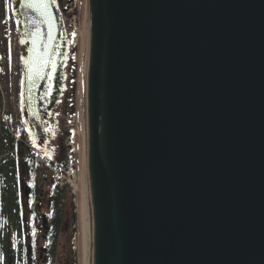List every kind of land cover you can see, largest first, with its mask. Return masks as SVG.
Masks as SVG:
<instances>
[{"label": "water", "instance_id": "1", "mask_svg": "<svg viewBox=\"0 0 264 264\" xmlns=\"http://www.w3.org/2000/svg\"><path fill=\"white\" fill-rule=\"evenodd\" d=\"M13 1L25 113L48 127L63 21ZM88 6L91 264H264V0Z\"/></svg>", "mask_w": 264, "mask_h": 264}, {"label": "flooded vegetation", "instance_id": "2", "mask_svg": "<svg viewBox=\"0 0 264 264\" xmlns=\"http://www.w3.org/2000/svg\"><path fill=\"white\" fill-rule=\"evenodd\" d=\"M3 10L0 20L10 16L12 8L6 10L3 7ZM14 17V29L21 41L22 50L19 54L22 65L16 70L17 81L13 79L14 88L9 91L7 85H4L0 95V264H53L50 244L51 216L55 210L57 170L64 162L61 147L58 155L56 151L60 134L57 110L62 104L64 90L57 104L50 97L52 105L48 127L34 125L39 116L33 118L31 124L25 113L27 106L24 99L23 37L18 18L16 15ZM0 34V56L5 57L9 41L1 27ZM16 47L18 46L15 49ZM4 71L7 72L6 62ZM6 75L8 80L10 73ZM62 80L64 84V72ZM37 103H40L39 95ZM47 104L46 102L45 106ZM49 182L52 184L47 202L49 216L44 215L46 218L44 217L43 223L46 245L39 247L36 239L38 221L40 215H43L47 193L41 188Z\"/></svg>", "mask_w": 264, "mask_h": 264}, {"label": "rangeland", "instance_id": "3", "mask_svg": "<svg viewBox=\"0 0 264 264\" xmlns=\"http://www.w3.org/2000/svg\"><path fill=\"white\" fill-rule=\"evenodd\" d=\"M88 1L89 0H56L57 7L63 21V30L65 41L67 43L64 95L62 104L57 110L60 117V134L59 138H57L56 145L57 155L60 147L61 153L64 155L70 143H75L76 148L74 150L75 158L70 159L68 169L66 165H63L64 167L62 166L60 169H64L65 171L57 172V178L60 179L61 184L62 181H64L65 184L63 186L60 184L61 188L57 187V189L61 192V205L59 207L61 219L57 231L56 248L55 250L51 248V257L55 258L53 264H86L85 221L82 211L84 209V196L86 188L84 174L85 130L83 125V96L87 53ZM12 5L13 0H0V13L4 11L3 7L8 10V8H12ZM12 16H14V13ZM16 35L17 41H19L20 36L17 32ZM15 51H18V57L19 46L16 47ZM72 57L76 58L72 61ZM16 62L17 58L14 61L12 70L10 69V71H8L7 69V72H2L0 77L1 89L4 85H7L9 91H11L13 88V79L17 81ZM7 73H10V78H8V80H6L7 75L5 76ZM10 79H12V81ZM56 159L58 160V156ZM41 189L45 190L47 193L44 211L42 212L43 215H40V219L38 221L39 228L36 239H38L39 247L46 245L44 240L46 233L44 231L45 229L43 223L46 218L44 215L49 216L47 202L52 189V184L49 182L43 185ZM51 218L53 219L52 216ZM51 225L53 227V222ZM75 234H77L79 242L77 251L73 252L72 239ZM40 250L41 248H39V251Z\"/></svg>", "mask_w": 264, "mask_h": 264}, {"label": "bare ground", "instance_id": "4", "mask_svg": "<svg viewBox=\"0 0 264 264\" xmlns=\"http://www.w3.org/2000/svg\"><path fill=\"white\" fill-rule=\"evenodd\" d=\"M87 44H86V64H85V83H84V130H85V153H84V174H85V196H84V209H83V218H84V229H85V261L86 264H91L90 257V230H89V182H88V117H87V100H86V76L88 72V57H89V22L87 23Z\"/></svg>", "mask_w": 264, "mask_h": 264}, {"label": "trees", "instance_id": "5", "mask_svg": "<svg viewBox=\"0 0 264 264\" xmlns=\"http://www.w3.org/2000/svg\"><path fill=\"white\" fill-rule=\"evenodd\" d=\"M60 203H61V192L58 189H56L55 210L52 214L53 227H52L51 232H53V234L50 237L51 248H53L54 250H55L56 245H57L56 244L57 231H58V227L60 225V219H61V212H60V208H59L61 205Z\"/></svg>", "mask_w": 264, "mask_h": 264}, {"label": "built area", "instance_id": "6", "mask_svg": "<svg viewBox=\"0 0 264 264\" xmlns=\"http://www.w3.org/2000/svg\"><path fill=\"white\" fill-rule=\"evenodd\" d=\"M12 45H13V47L15 49L16 44H15L14 41H13V44ZM0 91L2 92V89L1 88H0ZM70 148H71V150H70ZM75 148H76L75 143H70L68 145V148H67V169H68V166H69V163H70V159L71 158H73V159L75 158V154H74ZM73 173H75V172H73ZM64 184H65V182L62 181L61 186H63ZM78 242H79L78 236H77V234H75L74 237H73V239H72V246H73L72 249H73V252H76L77 251Z\"/></svg>", "mask_w": 264, "mask_h": 264}]
</instances>
